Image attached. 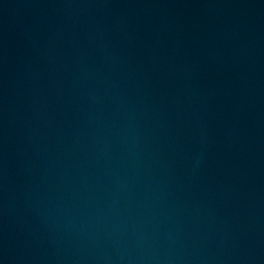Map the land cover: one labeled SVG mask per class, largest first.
<instances>
[{
	"label": "water",
	"instance_id": "obj_1",
	"mask_svg": "<svg viewBox=\"0 0 264 264\" xmlns=\"http://www.w3.org/2000/svg\"><path fill=\"white\" fill-rule=\"evenodd\" d=\"M0 264H264V0H0Z\"/></svg>",
	"mask_w": 264,
	"mask_h": 264
}]
</instances>
